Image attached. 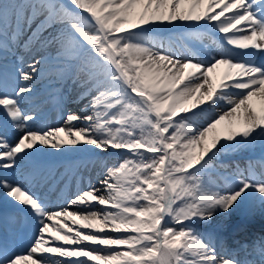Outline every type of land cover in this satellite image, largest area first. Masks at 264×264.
I'll use <instances>...</instances> for the list:
<instances>
[{"label": "snow or ice", "instance_id": "obj_1", "mask_svg": "<svg viewBox=\"0 0 264 264\" xmlns=\"http://www.w3.org/2000/svg\"><path fill=\"white\" fill-rule=\"evenodd\" d=\"M177 26L203 29L182 37L201 51L152 35ZM261 58L264 0H0V192L32 228L27 253L13 251L0 216V264H255L222 257L191 225L264 203V179L222 188L205 175L221 148L264 139ZM40 80L79 89L83 106L62 126L35 127ZM49 148L117 160L100 162L99 187L54 199L55 177L35 159ZM257 254L264 264V245Z\"/></svg>", "mask_w": 264, "mask_h": 264}, {"label": "bare ground", "instance_id": "obj_2", "mask_svg": "<svg viewBox=\"0 0 264 264\" xmlns=\"http://www.w3.org/2000/svg\"><path fill=\"white\" fill-rule=\"evenodd\" d=\"M169 28H171V27H166V28L165 27H161V28L155 29L152 32V35L155 36L157 38V40L163 39L165 42H167L168 41V38H169V32L168 33H165V31L167 29H169ZM184 28L185 27L177 26L175 30H178V31L186 30ZM188 29H191V28H188ZM209 75H210L211 81L214 82V83H217V84H219V82L221 80V77L223 76L222 71H221L220 68L216 69L215 72H213V73H211ZM206 87L207 86H205V89L204 90H206ZM219 127L220 128H223L224 125H221ZM61 135H63V134H61ZM256 141H257L256 143L254 142V145L252 147V150L254 152L260 150V152L262 154H264V139L258 137L256 139ZM247 146L248 145H242L239 148L243 149L242 147H247ZM239 148H235V147H224V148H221L220 149V152L215 157H213L210 161L216 162V164H218L219 162H221L220 164L223 165V167H225V168H235L236 171H239V173H244V174H246V172H247V170L245 169L246 163L249 164V166L252 163H254L252 165H254V167L257 170L260 169V168H262V167H264V160L259 159L258 156L253 155V154H251L249 156L236 155L235 158L228 157L227 156V157H225L223 159V158L220 157V154L222 152H234L233 150H236V149H239ZM50 150L51 149L49 148V151ZM112 157L115 158V159L117 158V156H114V155H112ZM113 158H111L110 156H107V157L103 156V157L100 158L101 160H99V161H98V159L95 160L94 161V164H91L92 165V168H93V165H94V170L93 171H95L96 173H98L100 171V167H101V163L100 162L101 161H104V162H107L108 164H111V163L114 162V159ZM260 158H262V156H260ZM93 160L94 159H92V161ZM238 164L240 166H242V168H239L238 167ZM59 170H61V168H59ZM236 174H238V173H236ZM90 178H91V175L87 178V182H89V179ZM261 179H264V174L261 176ZM92 181L93 180H91V182ZM218 185L220 187H222V188H226V186L220 185L219 183H218ZM96 186L99 187L98 182H96ZM97 207L99 208L100 206L97 205ZM70 210H75V208H72ZM257 214H260V217L264 219V203H260L257 200H252V199H247L246 198L244 200V202H238L231 209H229L228 212H226V213H218V214L214 215L213 218H212V221L210 222V224H203V225L208 226L207 228H208V230L210 232L215 231L216 234L208 233V235L206 236V235H203L202 234V231L203 230L202 229H198L194 224H192L191 227L194 228L197 231V233H199L201 235V237L203 239H205L206 241H208L207 238H210L211 241L214 242V245H215L216 249L218 251H221L220 254L223 255V257L225 256L224 258H226V257H229L228 256V251H224V249L222 248V246H226V242H221V239H226L227 240L229 237L234 238V237L238 236V233L240 235V232H241L240 227L243 225V223L239 222L240 220H237V218H239L241 216H243V217L248 216V217H246V219L249 220L247 222V224H249L250 222H252V221L255 220V218L250 219V217H252V216H258ZM236 221L239 222V223L237 224ZM234 223H236V224L233 225ZM69 226H72L70 221H69ZM249 227H251V224L248 225L247 227H245V230L246 231H249L250 232L249 234H252L253 232H251V230H250ZM222 228L223 229L229 228V229L234 230V232L231 233L230 235H226L224 237L222 234H218V230L219 229H222ZM81 230H84V229H81ZM84 231H86V230H84ZM204 231H203V233H204ZM46 236L48 237V234H46ZM260 242L262 244L263 243V240H260ZM56 243H62V241H57ZM254 248L257 249L255 246H253V249ZM224 252L226 254H224ZM229 254H231V253H229ZM52 256L53 257H56L54 255H52Z\"/></svg>", "mask_w": 264, "mask_h": 264}, {"label": "rangeland", "instance_id": "obj_3", "mask_svg": "<svg viewBox=\"0 0 264 264\" xmlns=\"http://www.w3.org/2000/svg\"><path fill=\"white\" fill-rule=\"evenodd\" d=\"M211 163V161H209V164Z\"/></svg>", "mask_w": 264, "mask_h": 264}]
</instances>
